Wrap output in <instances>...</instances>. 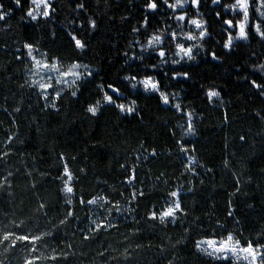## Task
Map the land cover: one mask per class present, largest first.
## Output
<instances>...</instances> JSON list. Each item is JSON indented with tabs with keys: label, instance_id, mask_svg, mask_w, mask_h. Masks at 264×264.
Masks as SVG:
<instances>
[{
	"label": "trees",
	"instance_id": "1",
	"mask_svg": "<svg viewBox=\"0 0 264 264\" xmlns=\"http://www.w3.org/2000/svg\"><path fill=\"white\" fill-rule=\"evenodd\" d=\"M187 1L51 0L32 19L31 0H0V264H239L197 249L228 237L264 251V0L243 39L237 0ZM38 55L90 74L48 102ZM151 78L158 94L133 88ZM99 197L121 214L97 227Z\"/></svg>",
	"mask_w": 264,
	"mask_h": 264
},
{
	"label": "rangeland",
	"instance_id": "2",
	"mask_svg": "<svg viewBox=\"0 0 264 264\" xmlns=\"http://www.w3.org/2000/svg\"><path fill=\"white\" fill-rule=\"evenodd\" d=\"M51 0H31L32 9L30 15L32 19L38 17L48 16L50 10ZM237 10L243 14V21L239 22L237 26L238 37L243 39L245 37V28L247 26V0H237ZM189 2L187 0H173L174 11H184ZM194 5V3H193ZM185 15L180 14L177 17L178 22L185 21ZM188 24L195 26V29L199 28V24L196 21H187ZM192 39V38H191ZM190 52L188 49L178 47L176 49V57L179 60L188 58ZM78 65V64H74ZM29 77L30 80L41 91L44 98L51 102L50 98L55 99L57 96L65 91L71 89L78 80L86 77L90 74L89 70L84 67L78 66H62L56 62H47L42 56H30L29 57ZM264 73V68L262 69ZM133 88L140 89L146 93H159L158 86L155 79H144L135 81ZM208 97L211 101L217 100L215 93H208ZM123 112L128 113L130 110L125 107H121ZM185 158L190 164L195 165L193 158L185 155ZM66 180L64 182L63 194L67 201H70L72 197V190L70 187L71 177L68 172H65ZM91 210L96 215V222L94 224L100 227L102 220L106 221L113 218L114 214H121V211L116 207L108 205L103 198H95L89 203ZM177 211V199L176 193L174 198L170 201L168 208L162 213L161 217L165 221H173L175 213ZM197 249L201 253L210 256L214 259L225 260L232 259L239 264H264V251L262 249H254L251 247H241L233 238L228 237L225 240L215 239H203L198 242Z\"/></svg>",
	"mask_w": 264,
	"mask_h": 264
}]
</instances>
